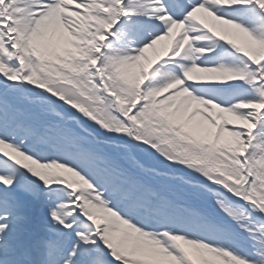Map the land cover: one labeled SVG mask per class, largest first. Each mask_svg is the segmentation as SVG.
<instances>
[{"label": "snow or ice", "instance_id": "obj_1", "mask_svg": "<svg viewBox=\"0 0 264 264\" xmlns=\"http://www.w3.org/2000/svg\"><path fill=\"white\" fill-rule=\"evenodd\" d=\"M0 264H264V0H0Z\"/></svg>", "mask_w": 264, "mask_h": 264}]
</instances>
